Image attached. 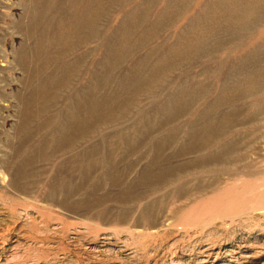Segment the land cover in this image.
Masks as SVG:
<instances>
[{
	"label": "rangeland",
	"instance_id": "374dc122",
	"mask_svg": "<svg viewBox=\"0 0 264 264\" xmlns=\"http://www.w3.org/2000/svg\"><path fill=\"white\" fill-rule=\"evenodd\" d=\"M0 264H264V0H0Z\"/></svg>",
	"mask_w": 264,
	"mask_h": 264
},
{
	"label": "bare ground",
	"instance_id": "6f19581e",
	"mask_svg": "<svg viewBox=\"0 0 264 264\" xmlns=\"http://www.w3.org/2000/svg\"><path fill=\"white\" fill-rule=\"evenodd\" d=\"M72 2V1H71ZM173 3V2H172ZM242 5V4H241ZM74 6V5H73ZM255 9V8H254ZM151 15V14H150ZM258 16V15H257ZM95 17V16H94ZM258 19V17H257ZM97 20V18L95 19ZM92 21V19L90 20ZM252 23V22H251ZM80 24V23H78ZM59 30H57V34L55 37V40L53 43V54L56 57L55 59H63L66 57L68 54L74 52L78 48H81L84 46V41L79 42L78 44L74 43L75 40V35L76 29L70 26H65L62 24L60 27H58ZM84 29V26H83ZM157 32V31H156ZM155 32V33H156ZM52 53V52H51ZM53 56V55H52ZM20 57V56H19ZM49 58V57H48ZM54 59V58H53ZM82 59V58H81ZM52 60V59H51ZM84 61V60H83ZM48 65V64H47ZM78 65V64H77ZM75 67V66H74ZM78 70V69H77ZM68 71V70H67ZM71 76V75H70ZM73 76V75H72ZM220 100V99H219ZM261 190V189H260Z\"/></svg>",
	"mask_w": 264,
	"mask_h": 264
}]
</instances>
